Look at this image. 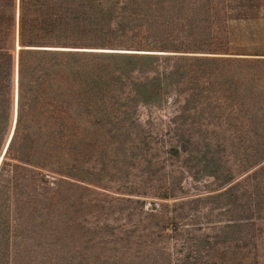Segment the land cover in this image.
<instances>
[{
	"label": "trees",
	"instance_id": "trees-1",
	"mask_svg": "<svg viewBox=\"0 0 264 264\" xmlns=\"http://www.w3.org/2000/svg\"><path fill=\"white\" fill-rule=\"evenodd\" d=\"M230 45L227 0H0V264H264V55Z\"/></svg>",
	"mask_w": 264,
	"mask_h": 264
},
{
	"label": "rangeland",
	"instance_id": "rangeland-1",
	"mask_svg": "<svg viewBox=\"0 0 264 264\" xmlns=\"http://www.w3.org/2000/svg\"><path fill=\"white\" fill-rule=\"evenodd\" d=\"M237 4L238 8H235L231 13V18L229 17V31H230V53L235 55H260L259 52H264V11L263 5L258 3L260 7L257 10V5L254 3H244L245 0H234ZM228 2V1H227ZM245 5V6H244ZM229 10V9H228ZM197 183V187L200 191H203L205 186L214 188L215 184L211 179L206 177L199 178ZM103 194V197H100L102 201H105L106 207H111L112 205H116L114 200L110 198H106L102 191L100 192ZM116 198L115 196H112ZM125 203L126 206L135 207L142 209V207L136 203ZM149 207V203L146 205V209ZM115 209V208H114ZM116 210V209H115ZM136 210V209H135ZM135 214L138 211H134ZM115 215V216H113ZM112 216L108 217V213L102 211L99 214L101 220L109 219L112 225H118L119 222H113V219H118L119 216L117 214H113ZM71 240H75L72 238ZM78 242H74L73 246L76 248ZM101 258L99 260L89 259L84 257L83 254L79 255L75 253V250H72L69 254V260L67 261L69 264H114V258L116 257L117 253L108 254V252H101ZM110 256V257H109ZM147 264H163L161 261L156 263L154 260L152 262H148Z\"/></svg>",
	"mask_w": 264,
	"mask_h": 264
},
{
	"label": "crops",
	"instance_id": "crops-1",
	"mask_svg": "<svg viewBox=\"0 0 264 264\" xmlns=\"http://www.w3.org/2000/svg\"><path fill=\"white\" fill-rule=\"evenodd\" d=\"M228 2V9H229V17L231 18V13L233 12V10L235 9V8H238L237 7V4L235 3V1L234 0H227ZM249 3V4H255V5H257L256 7H257V10H259V6H258V3L260 4L261 3V5H263V11H264V0H245L244 1V3ZM245 6V5H244ZM258 54H260V55H264V52H259Z\"/></svg>",
	"mask_w": 264,
	"mask_h": 264
}]
</instances>
